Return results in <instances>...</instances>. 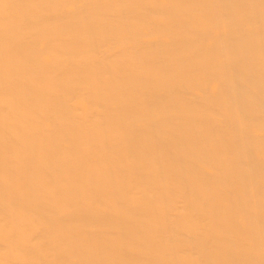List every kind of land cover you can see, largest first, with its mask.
<instances>
[{
	"label": "bare ground",
	"instance_id": "1",
	"mask_svg": "<svg viewBox=\"0 0 264 264\" xmlns=\"http://www.w3.org/2000/svg\"><path fill=\"white\" fill-rule=\"evenodd\" d=\"M0 264H264V0H0Z\"/></svg>",
	"mask_w": 264,
	"mask_h": 264
}]
</instances>
